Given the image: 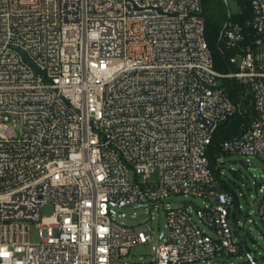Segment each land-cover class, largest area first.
<instances>
[{"label": "built area", "instance_id": "1", "mask_svg": "<svg viewBox=\"0 0 264 264\" xmlns=\"http://www.w3.org/2000/svg\"><path fill=\"white\" fill-rule=\"evenodd\" d=\"M248 2L245 25H224L234 55L221 73L202 0H0V264H131V248L152 241L150 264H218L246 247L255 220L242 223L236 193L219 189L208 148L238 111L231 78L255 118L216 163L264 162V0ZM190 196L214 202L166 201ZM121 204L145 218L118 222ZM153 209L167 231L148 224Z\"/></svg>", "mask_w": 264, "mask_h": 264}, {"label": "rangeland", "instance_id": "2", "mask_svg": "<svg viewBox=\"0 0 264 264\" xmlns=\"http://www.w3.org/2000/svg\"><path fill=\"white\" fill-rule=\"evenodd\" d=\"M223 3V9L231 14H238L242 11V7L238 0H221ZM247 157L242 155L222 154L220 161L217 163L218 167H221L225 174L226 182L231 187V190L238 196V203L241 206L240 221L245 222L248 216L255 220V223H246L242 234L245 236L246 248L251 252L252 258L256 264H264V224L260 220L259 214L256 212L257 204L262 196L259 192L260 182L264 185V162L257 157H251L250 161L254 163L253 167H244ZM261 175L263 178H261ZM257 182V184H256ZM166 201L170 202L172 207H178L185 205L186 202L194 204L196 207H204L208 203H213L214 200H205L200 197H175L169 198ZM53 205H45L42 208V215L49 216L53 213ZM116 214H144L145 210L136 209L133 207H117L114 209ZM153 211V220L148 223L158 234L160 228L167 231V220L162 213L161 215L157 210ZM118 222L126 224L128 226L139 225L137 221H131L124 217L118 218ZM203 228H205L203 226ZM207 233L212 232L206 229ZM30 239L32 243L40 241V229L36 224H32L30 228ZM159 244V243H158ZM158 244L155 241L147 244L136 245L131 248V264H150L153 261V257L156 255V249ZM234 264H251L245 247H241L239 254H235L231 259ZM231 261L219 260L220 263H230ZM212 264H216L212 262Z\"/></svg>", "mask_w": 264, "mask_h": 264}, {"label": "trees", "instance_id": "3", "mask_svg": "<svg viewBox=\"0 0 264 264\" xmlns=\"http://www.w3.org/2000/svg\"><path fill=\"white\" fill-rule=\"evenodd\" d=\"M238 2L242 11L238 14H231L223 9L221 0H202L207 43L213 55L215 68L221 73H228L233 69L230 57L234 55V51L227 47L222 37L225 23L232 20L235 23L245 25V22L252 15L248 0H238ZM245 30L248 29L245 28ZM223 85L231 100L238 105V111L233 117L218 125L213 141L208 148V156L215 170L219 189L222 192H231V187L226 182L223 170L221 167H215L217 165L216 155L221 154V142L240 135L249 126L255 118V110L249 94L245 93L242 86L234 79L224 78Z\"/></svg>", "mask_w": 264, "mask_h": 264}, {"label": "water", "instance_id": "4", "mask_svg": "<svg viewBox=\"0 0 264 264\" xmlns=\"http://www.w3.org/2000/svg\"><path fill=\"white\" fill-rule=\"evenodd\" d=\"M210 126H212V123H210ZM252 166H253L252 163H249V162L244 163V167H246V168L252 167ZM218 201L220 203H223V204H228V205H231L232 204V202H228V201L225 200V195L224 194L221 195L218 198ZM121 206L122 207L128 206V207H133V208H136V209L140 207L139 204H133L131 206H129L127 204H121ZM123 217L126 218V219H128V220H131V221L142 220V219L145 218V216H135V215H127V214H124ZM161 236H162V232H161ZM245 250H246V254H247V256H248L251 264H256L255 261H254V259L251 256V253L248 251V249L246 247H245ZM227 257H229V256H227Z\"/></svg>", "mask_w": 264, "mask_h": 264}]
</instances>
